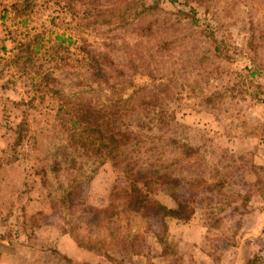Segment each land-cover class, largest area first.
I'll use <instances>...</instances> for the list:
<instances>
[{
    "label": "rangeland",
    "instance_id": "374dc122",
    "mask_svg": "<svg viewBox=\"0 0 264 264\" xmlns=\"http://www.w3.org/2000/svg\"><path fill=\"white\" fill-rule=\"evenodd\" d=\"M103 107L118 166L90 133L71 139L70 119ZM178 202L185 220L147 207ZM252 254L264 258V0H0V264Z\"/></svg>",
    "mask_w": 264,
    "mask_h": 264
},
{
    "label": "trees",
    "instance_id": "16d2710c",
    "mask_svg": "<svg viewBox=\"0 0 264 264\" xmlns=\"http://www.w3.org/2000/svg\"><path fill=\"white\" fill-rule=\"evenodd\" d=\"M98 67L99 66L97 65V60H94V66H92V70L95 74L99 72ZM119 102L125 103L126 100L120 99L114 103H111L113 108H115V106L118 105ZM112 110H109L107 107H103L99 110H93L90 113L88 111L84 114H80L76 117V119L71 118L70 122L73 129L71 139L72 141L77 142L81 140L84 135L90 133L92 135L90 145L92 146L97 144V146L100 147L99 150L101 155V163H104L106 161H112L113 163L116 159L115 165L118 166V152L121 148L122 140L119 138L120 131L117 127V116L116 114L112 113ZM115 129L117 130V132H115ZM125 196L129 197L130 195L125 193ZM138 196L140 198L139 193ZM130 201L133 202L134 199L130 198ZM131 202L130 205H132ZM138 204L141 205L140 202L136 201V205ZM147 207L151 210H157L158 212H160L162 215V219L170 218L177 220H185L188 217L185 205L179 202L177 203V207L174 209L167 208L163 205L151 206V204ZM263 261V257L261 258L259 256H255L246 264H262Z\"/></svg>",
    "mask_w": 264,
    "mask_h": 264
},
{
    "label": "crops",
    "instance_id": "0c3cea01",
    "mask_svg": "<svg viewBox=\"0 0 264 264\" xmlns=\"http://www.w3.org/2000/svg\"><path fill=\"white\" fill-rule=\"evenodd\" d=\"M74 253L81 254L77 246L74 247ZM255 256H256V254H252V255H249V256L244 255V262L247 263L248 261L252 260ZM240 262L242 263L243 260L240 261Z\"/></svg>",
    "mask_w": 264,
    "mask_h": 264
}]
</instances>
